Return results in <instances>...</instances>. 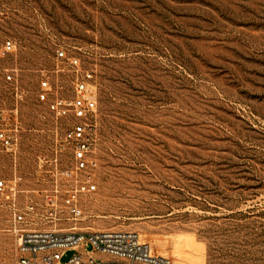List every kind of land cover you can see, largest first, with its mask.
I'll return each instance as SVG.
<instances>
[{
	"label": "rangeland",
	"instance_id": "obj_1",
	"mask_svg": "<svg viewBox=\"0 0 264 264\" xmlns=\"http://www.w3.org/2000/svg\"><path fill=\"white\" fill-rule=\"evenodd\" d=\"M78 79L97 96L83 171L58 106ZM0 111L19 143L0 152V264H16L13 215L30 202L31 229L129 230L173 264H264V0H0Z\"/></svg>",
	"mask_w": 264,
	"mask_h": 264
},
{
	"label": "built area",
	"instance_id": "obj_2",
	"mask_svg": "<svg viewBox=\"0 0 264 264\" xmlns=\"http://www.w3.org/2000/svg\"><path fill=\"white\" fill-rule=\"evenodd\" d=\"M5 51L15 47L10 40L3 45ZM58 59H66L64 51H59ZM72 66H78L77 58H68ZM12 80L11 75H7ZM42 86H48L43 81ZM63 114L73 113L76 120L66 132V140L71 145L75 169L83 171L89 168L92 161L93 142L89 134L92 121L97 115V96L95 88L86 80L78 79L75 84V97L69 102H58ZM3 112L0 111V120ZM19 146L18 138L6 128L0 127V152L14 153ZM90 182L88 177L87 183ZM92 187V188H91ZM8 188L7 181L0 179V194ZM90 186V189H94ZM36 213L34 202L24 210H16L13 215V231L17 236L16 264H60L67 251L75 254L66 264H173L165 256L151 254L150 246L141 242L139 235L129 230H90V231H57L29 228V217ZM75 216L81 211L72 208Z\"/></svg>",
	"mask_w": 264,
	"mask_h": 264
},
{
	"label": "bare ground",
	"instance_id": "obj_3",
	"mask_svg": "<svg viewBox=\"0 0 264 264\" xmlns=\"http://www.w3.org/2000/svg\"><path fill=\"white\" fill-rule=\"evenodd\" d=\"M142 242V241H141Z\"/></svg>",
	"mask_w": 264,
	"mask_h": 264
}]
</instances>
